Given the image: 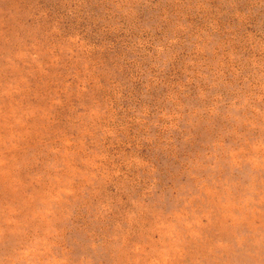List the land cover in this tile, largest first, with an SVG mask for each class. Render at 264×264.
Masks as SVG:
<instances>
[{"label": "rangeland", "instance_id": "rangeland-1", "mask_svg": "<svg viewBox=\"0 0 264 264\" xmlns=\"http://www.w3.org/2000/svg\"><path fill=\"white\" fill-rule=\"evenodd\" d=\"M0 264H264V0H0Z\"/></svg>", "mask_w": 264, "mask_h": 264}]
</instances>
